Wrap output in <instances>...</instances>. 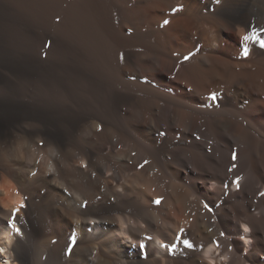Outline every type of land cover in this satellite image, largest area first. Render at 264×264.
I'll use <instances>...</instances> for the list:
<instances>
[{
    "label": "bare ground",
    "instance_id": "6f19581e",
    "mask_svg": "<svg viewBox=\"0 0 264 264\" xmlns=\"http://www.w3.org/2000/svg\"><path fill=\"white\" fill-rule=\"evenodd\" d=\"M262 28L264 0H0V264H264Z\"/></svg>",
    "mask_w": 264,
    "mask_h": 264
},
{
    "label": "snow or ice",
    "instance_id": "6c2138e0",
    "mask_svg": "<svg viewBox=\"0 0 264 264\" xmlns=\"http://www.w3.org/2000/svg\"><path fill=\"white\" fill-rule=\"evenodd\" d=\"M216 3L217 4L220 3V0H216ZM182 9H183V5H178L177 7L173 8L171 11L173 13H177V12L182 11ZM169 24H170V20L169 19H164L163 20V23H161L159 26L161 28H164L165 26H167ZM128 32L131 33V29H128ZM252 33H253L252 35H244L242 37V40L243 41L254 40V41L258 42L259 47L261 49H264V38H261V35L259 33H257L255 29L252 30ZM260 33H264V28L260 29ZM45 46L48 47V46H50V44L49 45H45ZM243 55L245 57L248 55L247 47H245L243 49ZM120 59L121 60L124 59V54L123 53L120 54ZM183 59L186 61V60L190 59V56L189 55H186V56L183 57ZM130 78L131 79H135V77H130ZM209 99H211L213 102H216L217 99H218V97H217L216 93H211ZM197 139H199V137H197ZM232 159H233V161L236 159V153L235 152H233V154H232ZM147 163H148V161H145L144 162V164H147ZM143 166L144 165H140V167H143ZM235 167H236V165L233 164L232 167L228 169V171L231 172ZM239 181H240V177L239 176H237V178L233 181V183L236 185L237 189H239V187H240ZM225 187H228V185L225 184ZM260 195L261 196H264V192H261ZM155 203L156 204H159L160 203V200L157 199L155 201ZM21 207H25V205L21 204ZM204 207L208 211H210V212L212 211V208L207 203H205ZM8 223L13 228H15V212H13V219L10 220ZM15 231L17 233H20V229L19 228H15ZM180 232H181V234H183L184 229H181ZM223 235H225V233L224 232H221V236H223ZM176 239H179L181 241V243L186 248H192L193 247V245L190 243V241H188L186 239H183L182 235L176 237ZM144 240L151 241L152 240V237L146 235V236H144ZM170 245H172V242L171 241L168 244H163L161 246L164 247V248H166V249H168L170 247ZM77 246H78V241H77L76 237L75 236H70L69 239H68V242L65 245L63 254L70 256L73 253L74 248L77 247ZM139 246L142 247V248L145 247L144 244H140ZM217 246H219V245L217 244ZM3 251H4V249L0 248V252H3Z\"/></svg>",
    "mask_w": 264,
    "mask_h": 264
},
{
    "label": "rangeland",
    "instance_id": "374dc122",
    "mask_svg": "<svg viewBox=\"0 0 264 264\" xmlns=\"http://www.w3.org/2000/svg\"><path fill=\"white\" fill-rule=\"evenodd\" d=\"M12 31V29H11ZM17 35L13 34V33H9V35L7 34V36L4 34V39L3 41L10 44L11 46H13L14 48L19 49V44L17 43ZM21 49V48H20ZM9 52V50H6ZM0 92L1 95H5V89L3 87L2 84H0Z\"/></svg>",
    "mask_w": 264,
    "mask_h": 264
}]
</instances>
